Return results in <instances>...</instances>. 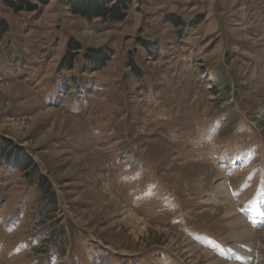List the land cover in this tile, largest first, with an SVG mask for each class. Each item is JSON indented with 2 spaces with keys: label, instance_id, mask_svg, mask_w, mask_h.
Returning <instances> with one entry per match:
<instances>
[{
  "label": "rangeland",
  "instance_id": "rangeland-1",
  "mask_svg": "<svg viewBox=\"0 0 264 264\" xmlns=\"http://www.w3.org/2000/svg\"><path fill=\"white\" fill-rule=\"evenodd\" d=\"M21 1L0 0V138L54 192L0 161V264H264V0H131L118 23ZM70 41L110 62L66 95Z\"/></svg>",
  "mask_w": 264,
  "mask_h": 264
},
{
  "label": "trees",
  "instance_id": "trees-1",
  "mask_svg": "<svg viewBox=\"0 0 264 264\" xmlns=\"http://www.w3.org/2000/svg\"><path fill=\"white\" fill-rule=\"evenodd\" d=\"M131 0H70L69 3L72 6V10L76 14H80L81 16L93 20V19H99L102 23H118L122 22L128 15L129 12V4ZM28 3L23 4V0L20 2L18 6H14L16 8H22L30 10V7L28 6ZM179 22L182 25H185L186 22L176 21ZM147 42V41H144ZM141 42L142 45H145L146 43ZM149 43L151 41H148ZM79 59H82L84 63L81 64L79 69H77L78 72H72L70 77H66L64 79H61V77H58L59 73L55 75L54 77H51V80H53L52 85L57 88L58 91L64 90L66 91V95L69 94V87H74L76 91L80 90H87L88 87H85L88 79H87V73L89 69H96L100 70L104 68L109 62L110 57L107 55L106 52L100 51L99 49H91V48H81V44L78 42L70 41L67 46V50L64 54V56L60 59L59 62V69L58 71H64V69L67 70H73L76 68L77 63ZM131 70L133 73H135V77L138 79L143 80L141 71L137 67L136 63L134 62V59H131ZM250 74L252 71H249ZM216 77H220L221 79L219 82L223 84L225 82V78L221 76L220 74H215ZM235 78H232V82ZM147 88L145 84H143ZM84 88V89H83ZM230 86L226 85L221 91L225 94H227L230 91ZM242 112V113H241ZM241 112H234L233 117H228L229 123L227 127H225V131L222 134H219L220 138H223V136L228 135H234L235 137H239L243 135V131H239V127L242 125L243 122H245V116L246 113L241 109ZM246 113V114H245ZM245 115V116H244ZM127 126H129L127 124ZM263 128V127H262ZM237 129V131H235ZM129 132V131H128ZM234 132V133H233ZM241 132V134H240ZM263 133H261L262 135ZM125 137V136H124ZM127 138L131 141L132 137L131 134L128 133ZM128 140V141H129ZM0 161L1 164L10 165L14 169H20L22 172H25V176L28 179L29 185L34 186L36 188H39L42 191V196L46 199L49 198L50 194H52L54 191H52V185L50 182L41 174L39 167H36L35 164L26 156L23 154V151L18 150L17 147L11 145V141L6 140L4 138H0ZM147 158L143 157L141 158V162H149ZM6 162V163H5ZM157 178V177H156ZM152 185H148L146 187H143L141 190L144 191L148 188H151ZM85 252V249H80L77 252V248L73 250L72 253L77 257L78 254H82ZM78 253V254H77Z\"/></svg>",
  "mask_w": 264,
  "mask_h": 264
},
{
  "label": "bare ground",
  "instance_id": "bare-ground-1",
  "mask_svg": "<svg viewBox=\"0 0 264 264\" xmlns=\"http://www.w3.org/2000/svg\"><path fill=\"white\" fill-rule=\"evenodd\" d=\"M218 190H219V193L221 196H226L225 198H229L230 196V190L228 188L226 189H223L221 186H217ZM233 194V193H232ZM262 202H264V199H261ZM235 209V208H234Z\"/></svg>",
  "mask_w": 264,
  "mask_h": 264
}]
</instances>
